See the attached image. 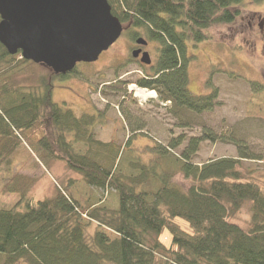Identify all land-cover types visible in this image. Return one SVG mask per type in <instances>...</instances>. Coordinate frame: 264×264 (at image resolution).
Here are the masks:
<instances>
[{
    "label": "trees",
    "instance_id": "obj_1",
    "mask_svg": "<svg viewBox=\"0 0 264 264\" xmlns=\"http://www.w3.org/2000/svg\"><path fill=\"white\" fill-rule=\"evenodd\" d=\"M108 1L112 13L130 26L121 37L126 48L139 38L147 41L149 53L157 44V59L137 84L154 89L182 127L204 128L199 115L219 104L218 93L196 95L189 89L188 65L195 56L189 47L211 40L209 30L235 24L264 0ZM127 53L133 57L130 49ZM29 62L0 42V168L26 144L39 159L62 161L88 185L113 189L118 206L111 208L100 197L83 211L60 185L53 196L33 200L14 177L10 190L22 189V199L19 207H0V264H264V180L242 168V160L253 157L235 130L221 137L238 147V157L204 163L194 158L203 140L216 138L212 130L182 133L138 151L130 146L131 136L124 145L101 141L93 134L104 117L77 116L60 106L53 97L52 79H59L53 71L49 81L42 75L34 79V87L21 83L19 74ZM252 84L264 91V83ZM79 141L89 146L84 153L74 150L72 143ZM247 204L250 222L244 227L232 217ZM84 218L96 222L94 233L87 232ZM178 219L190 230H182ZM166 229L169 244L161 238Z\"/></svg>",
    "mask_w": 264,
    "mask_h": 264
},
{
    "label": "rangeland",
    "instance_id": "obj_2",
    "mask_svg": "<svg viewBox=\"0 0 264 264\" xmlns=\"http://www.w3.org/2000/svg\"><path fill=\"white\" fill-rule=\"evenodd\" d=\"M248 9L235 24L209 30L211 40L189 47L195 55L188 65L189 89L196 95L218 93L216 101L219 104L213 110L199 115L204 128L192 123L182 127L183 122L174 119L166 107L160 104L155 90L156 96L148 100L135 94L141 87L137 80L150 72V67H142L131 53H127L123 39H118L97 61L78 63L72 75L53 78L54 100L77 116L85 113L103 116V119L97 120L93 135L101 141H114L123 145L131 136L130 146L137 149L135 151L140 148L144 150L149 145L166 144L169 139L179 137L182 133L189 137L202 135L204 130H212L216 138L202 141L194 158L197 163L225 156L238 157V147L231 140L221 137L226 131L235 130L253 157L243 159L242 168L264 180V91H256L252 84V81L264 83V35L260 27L263 23L262 19H255L253 30L249 24L252 21L250 13L264 15V2ZM141 34L146 38L144 30ZM124 35L128 36L127 31ZM152 45L148 49L155 62L157 44ZM49 73H52L49 67L29 62L18 79L23 85L34 87L37 84L33 80L41 75L51 80L52 75ZM186 117L191 120L189 115ZM72 144L77 152L84 153L89 148L85 141ZM184 145L176 152L181 151ZM30 153L27 145L22 144L11 161L0 168V207H19L23 188L28 190L27 197L38 200L53 196L58 185L70 191L81 203L83 211L90 202L100 197H104V204L111 208L118 206L117 194L113 189L104 191L92 187L79 173L67 169L62 161L39 159V155ZM142 156L147 157L145 154ZM14 177L22 188L19 192L10 190V186L16 182ZM150 186L155 187L154 184ZM232 221L248 226L249 204L238 211ZM183 222L182 230L189 231L190 225ZM84 223L89 234L98 229L96 222L88 218H84ZM102 229L111 238L117 236L109 229ZM161 236L169 244V230L166 229Z\"/></svg>",
    "mask_w": 264,
    "mask_h": 264
},
{
    "label": "water",
    "instance_id": "obj_3",
    "mask_svg": "<svg viewBox=\"0 0 264 264\" xmlns=\"http://www.w3.org/2000/svg\"><path fill=\"white\" fill-rule=\"evenodd\" d=\"M123 31L108 0H0V42L9 53L20 52L55 74L97 61ZM138 43L147 41L139 38ZM140 52L133 51V57ZM140 60L152 63L148 51Z\"/></svg>",
    "mask_w": 264,
    "mask_h": 264
},
{
    "label": "flooded vegetation",
    "instance_id": "obj_4",
    "mask_svg": "<svg viewBox=\"0 0 264 264\" xmlns=\"http://www.w3.org/2000/svg\"><path fill=\"white\" fill-rule=\"evenodd\" d=\"M244 18V17H243ZM242 18V19H243ZM249 18L250 19H252V21L251 22H249V24H250V29H252L253 30V28H254V21H255V19H262V25L260 26L261 27V32L263 33V35H264V15H262V13L260 14L259 12H256V13H250L249 14ZM123 25H124V31H123V33L122 34H124V32L125 31H127V29L130 27L129 25H127V26H125V24L123 23ZM121 36H123V35H121ZM121 36H120V38L119 39H121ZM140 35H137L136 36V38H138ZM117 41H119V40H117ZM116 41V42H117ZM127 49L129 50H131V52H133V51H135V50H140L141 49V52L139 53V56L137 57V58H135V60H137L138 62H140V64H141V66L143 67V66H145V67H149L150 65H152V64H150V65H147V64H143V63H141V61H140V58L142 57V54H143V52H145V51H148L147 50V48H146V45H142V44H139L138 43V40L136 39V40H134V41H132L131 42V45H129V46H127ZM151 54V53H150ZM153 59V58H152ZM76 69V68H75ZM57 75V77L58 78H60V77H64V76H70V75H72V72L71 73H67V74H56Z\"/></svg>",
    "mask_w": 264,
    "mask_h": 264
},
{
    "label": "bare ground",
    "instance_id": "obj_5",
    "mask_svg": "<svg viewBox=\"0 0 264 264\" xmlns=\"http://www.w3.org/2000/svg\"><path fill=\"white\" fill-rule=\"evenodd\" d=\"M139 96L143 98H147L149 96H155L154 92H148V93H138Z\"/></svg>",
    "mask_w": 264,
    "mask_h": 264
}]
</instances>
